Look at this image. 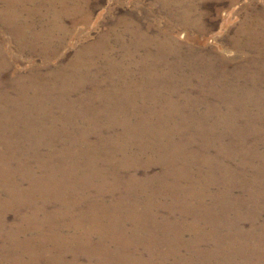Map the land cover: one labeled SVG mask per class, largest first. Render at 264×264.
<instances>
[{"label":"bare ground","instance_id":"1","mask_svg":"<svg viewBox=\"0 0 264 264\" xmlns=\"http://www.w3.org/2000/svg\"><path fill=\"white\" fill-rule=\"evenodd\" d=\"M161 1L167 8L173 2L185 5L177 10L183 15L196 13L193 5L185 4L188 0ZM76 11L86 13L79 0H0V264H123L129 260L127 245L134 237H144L149 261L163 255L150 264H246L247 258H234L241 253L246 257L250 251L255 255L251 264H264V220L257 219L264 212V177H245L241 172V177L233 178L231 165L239 160L242 166L258 162V168H264V151L258 149L259 141L264 143V107L260 106L264 63L260 74L245 67L226 73L211 60L200 59L190 77H199L207 91L197 101L205 104L208 95L215 94L226 110L208 103L197 113L192 107L196 99H174L183 91V86L170 82L174 81L170 66L176 65L169 61L170 53L178 52V46L169 38L159 39L160 52L150 51L144 33L132 22L119 35L122 56L107 44L116 34L113 27L96 42L81 46L70 63L51 67L64 43L65 17ZM243 28L254 31L252 42L259 38L264 44V21H249ZM127 36L129 43L124 40ZM10 43L19 54L29 50L39 55L42 65L32 66L28 73L18 69L20 59L13 56ZM101 50H107V68L102 69L90 58ZM177 56L175 62L187 59ZM80 103L87 104L85 109L77 107ZM123 112L134 115L135 121L117 119ZM172 112L178 118L169 122ZM71 125V134L66 135ZM221 127L225 131L216 130ZM100 128L102 136L88 142L87 135ZM254 133L260 134V140L250 142L248 135ZM16 138L24 141V149H19ZM132 142L159 159L168 169L165 177H83L91 164L72 163L76 156L97 163L100 158L107 160L113 156V146L123 152L118 150L121 158L111 157L108 163L126 167L121 159L129 158L126 148ZM43 147L49 151L43 153ZM203 151L204 158L199 154ZM33 158L39 172L28 164ZM11 163L28 177H15ZM218 172L222 177H216ZM149 183L156 193L150 189L146 193ZM212 184L218 185L216 191L208 188ZM90 185L93 200L102 202L103 208L92 216H77L78 192ZM236 186L248 194H232ZM162 192L168 195L166 204ZM203 193L211 195L213 203L205 202ZM162 207L169 211L162 214ZM10 210L15 214L11 223L6 214ZM237 217H249L250 227H234ZM123 221L133 224L128 233L126 228L122 232ZM187 232L191 238H186ZM164 244L166 250L161 249ZM184 248L195 256L186 258L190 255L183 253Z\"/></svg>","mask_w":264,"mask_h":264},{"label":"rangeland","instance_id":"2","mask_svg":"<svg viewBox=\"0 0 264 264\" xmlns=\"http://www.w3.org/2000/svg\"><path fill=\"white\" fill-rule=\"evenodd\" d=\"M170 1L172 2V0ZM170 1L167 0V2ZM79 2L82 9L86 13L76 11L73 16L65 17V21L63 23L65 27V29H63V33L65 34L64 43L59 49L58 55L52 58L51 67L53 68H55L56 65H59L60 63L63 64L64 61L65 63H70L73 60L75 54L80 50L81 46L86 43L89 44L96 42L102 34H107L108 30L113 27H116V34H112L107 44L108 46L113 47L116 56H122L123 49L119 41V35L123 31L125 24H129L130 22H132V24L138 25V27H140L139 30L144 33V38L147 40L148 49L150 51L160 52L158 50L160 48L158 45L159 39L169 38L170 40H173V42L178 46V52H171L169 60L171 64L175 63L176 67L170 66V69H168L173 74L171 75V77H174V81L170 82H172L173 85L176 83L178 86H183V91L178 92L176 96H174V99L178 100L179 102H184L186 98L196 99V102H192V107H195L197 113L199 112V110H205L208 107V103L214 108L217 107L220 110H226L224 109L226 104H224L223 101H220V99L215 94L208 95V97L206 98L208 102H206L205 104H201V102L197 101V98L205 96L203 95V93H205L204 91H207V85L201 84L199 77H190L192 76L191 71L193 70L191 68H195L197 65H199L200 59L211 60L212 63H214L216 69L220 71H226V73L234 71L239 67L248 68L250 72H253V69H255L258 74H260L261 72L260 65L264 63V44L261 41L258 42L259 38H257L258 41L254 40V42H252V40H250L251 38L249 37L253 35L254 31L250 32L248 31V28L244 29L243 27H245L246 23L249 21L255 24H259L260 21H264V0H188V2L185 4H191L195 7L194 9L196 13L192 12L193 15L191 13H184L183 15L182 12L177 11L181 10V8H184L185 5L180 7V5H177V3L174 4L173 2L172 6H170V8H167L161 0H79ZM89 14L90 18H88ZM248 25L249 24H247V26ZM124 40H126V43H129L131 37L127 36L124 38ZM9 46H11L13 50V56L20 59V66L18 65L17 68L22 70L23 72L31 69L34 65H42V58L39 55H34L29 52V50H26L23 54H19V52L15 48L16 45L10 43ZM167 50L170 51L169 49ZM106 52L107 50H101L92 54V56L90 57L96 62V65L100 67V69H102L103 66L107 68ZM142 53H144L143 50L141 54ZM177 55L187 57V59H184L185 61L183 63H179L178 61L175 62V59L179 60V57ZM161 69L166 71L167 66H161ZM215 73L216 72L213 71L212 76H214ZM184 76L191 78L192 83L190 84L189 82L184 81ZM260 86L264 88V82L261 83ZM150 88H153V84L150 86ZM88 89L89 86L87 85L86 90ZM86 105V103H80L77 107L85 109ZM260 106L264 107V104H260ZM252 108L254 109L255 107ZM211 112L212 114H210V120L216 119V115L213 110H211ZM116 118H125V120H128L129 123L135 121V116L130 115L127 112L119 113ZM176 118H178V116L175 112H172L169 122L176 120ZM71 119L75 122L76 126L77 120H75V117L73 118L72 116ZM254 124L253 128L255 129L257 122L256 125ZM223 129L224 127H221L216 130L225 131ZM71 131L72 125L70 130L67 131L66 135L68 133L70 135ZM100 133H102L101 128L99 129V131L89 133L87 135L88 142L97 140L100 136H102L100 135ZM108 134H113V132ZM259 135L260 134L257 133H254V136L253 134H250L248 135V140L250 142L260 140V138H258ZM14 141L20 142L21 148L19 149H24L23 140H19V138H16V140ZM133 142L131 145H129L128 148H126L127 153L129 154V158L121 159L128 163L126 167L124 165L120 167H113L108 163L111 160V157L118 160L121 158L118 156L119 154L116 155V152H118V150H120V152H123V150L113 146L111 147V149H114L112 151L113 156H111L107 160H105L106 158H100L97 163V160L93 161L76 156L75 158L71 157L72 163L75 165V167L82 163L91 164L86 168L87 171L83 175V177L89 174L94 175L95 177H165L164 174L168 169H166L164 165L160 163L159 159L155 157L152 152L148 151L145 148L139 150L138 148L141 147H138ZM259 142L261 144L259 145L258 149L260 151H264V143L261 141ZM78 143L84 146H88L80 141ZM47 151H49L48 147L42 148L43 153ZM124 152L126 151L124 150ZM199 154H202V158L207 155L205 151L200 152ZM102 157L104 156L102 155ZM238 162L239 160L231 162L233 169H239H237L238 172H235L234 169L233 178L241 177V172L245 174V177H264V168L259 169L257 165L258 162H255L253 166H242ZM28 164L32 168L34 167L36 172L40 171V165L35 162L34 158L31 159ZM11 168L12 169L10 172H13L15 177H28V174L26 172L17 168V164L11 163ZM95 172H99V174L97 175ZM78 174L79 176H82L79 172ZM215 175L216 177H222V174L219 172ZM171 177L173 176L171 175ZM116 181L113 179V183L118 186ZM262 185L264 187V184ZM153 186L154 185H151L149 183V188L147 189L146 193L149 189L150 191H155L156 193V189ZM93 187V185H90V188H85L84 190L82 188V190L80 189V192H78L79 200L74 208V213L77 216H79L80 214H82L83 216L84 214L92 216L95 210L103 208L102 202H97V199L94 201V197L92 198L91 194H95L94 191H91ZM173 188L175 189H173L174 191H180L179 187L177 186H174ZM208 188H210L212 191H216L218 189V185L212 184ZM141 191L142 190H139L138 192ZM231 192L232 194L237 196H245L248 194V191L246 189H242L237 186L234 187ZM161 196L164 198L162 200L166 204L168 195L166 196V193L162 192ZM143 197L144 196L142 195L140 199H143ZM203 198L205 202L213 203L211 195L204 194ZM260 203L261 201L259 202V204ZM92 204H94V206L93 208H90ZM97 205H99L98 208H96ZM253 205L256 206L257 204L254 202ZM254 206L250 205L249 209L254 208ZM168 211V207H162L160 212L162 214H166ZM6 214L9 223L15 220L14 210H10V212ZM125 214H127L126 211ZM231 217L234 218L235 215L233 214L231 215ZM237 219L238 221L236 222L234 227L244 228V230L250 227L249 217H247L248 221L246 219H239L238 217ZM257 219L258 222L263 221L264 212H261L260 216H257ZM123 222L124 224L122 232H124V228H126V232L128 233V231H130L133 227V224H130V222L128 221ZM207 226L211 227L214 225L208 224ZM221 226L223 225L221 224ZM186 238H191L190 232H187ZM142 240L140 237H134L132 239V243L127 245V255L129 260L123 262V264H150L155 260L159 261L164 259L161 257L163 255H156V258H152L153 261H149V259L151 258V254L146 250V246L143 244L144 242ZM251 241H254L253 237ZM205 246L206 245L203 244L202 248H205ZM164 248L166 250V244H164V246L162 245L161 247V249ZM163 251H161V253H163ZM183 253L190 255L185 256L186 258H192L195 256V254H191L189 251H186V249L183 251ZM243 255H245V253H241V255H239L240 257H236L234 259H248V262L246 261V264H251L250 260L255 257V255L251 251L246 252V257H243ZM193 262L194 261H192L190 264H196V262Z\"/></svg>","mask_w":264,"mask_h":264}]
</instances>
